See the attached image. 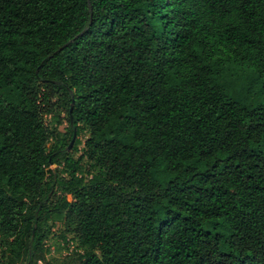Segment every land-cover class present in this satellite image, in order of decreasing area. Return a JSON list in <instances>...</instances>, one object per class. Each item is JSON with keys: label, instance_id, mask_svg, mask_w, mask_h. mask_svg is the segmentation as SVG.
<instances>
[{"label": "trees", "instance_id": "1", "mask_svg": "<svg viewBox=\"0 0 264 264\" xmlns=\"http://www.w3.org/2000/svg\"><path fill=\"white\" fill-rule=\"evenodd\" d=\"M0 264H264V0H0Z\"/></svg>", "mask_w": 264, "mask_h": 264}, {"label": "rangeland", "instance_id": "2", "mask_svg": "<svg viewBox=\"0 0 264 264\" xmlns=\"http://www.w3.org/2000/svg\"><path fill=\"white\" fill-rule=\"evenodd\" d=\"M59 112L56 110L55 114H58ZM54 115V114H53ZM52 115V116H53ZM52 116H45L44 122L46 125L51 128L53 125V118ZM61 117L64 118V121L62 125L60 126V130L63 132L69 131L68 129V122L66 120V114L64 112L61 113ZM88 134L83 133L81 136L76 138L72 148L70 149V153H73V148L76 144L77 139H79L81 144L79 145L78 149L80 152H78L75 156L76 158L81 155V150L84 148V143L87 138ZM63 225L60 223L56 224L51 228L49 238L47 240V246L50 249L49 258L56 261V262H64L69 256L74 254L78 249L76 243L73 242L71 235H66L67 240L64 239L65 236ZM79 252V251H78ZM81 252V250H80Z\"/></svg>", "mask_w": 264, "mask_h": 264}, {"label": "water", "instance_id": "3", "mask_svg": "<svg viewBox=\"0 0 264 264\" xmlns=\"http://www.w3.org/2000/svg\"><path fill=\"white\" fill-rule=\"evenodd\" d=\"M73 105H74V102L72 103V107H73ZM72 107H71V112H72ZM75 140H76V134L74 135V138L72 139V141H71V143H70L69 150L72 148V146H73Z\"/></svg>", "mask_w": 264, "mask_h": 264}]
</instances>
